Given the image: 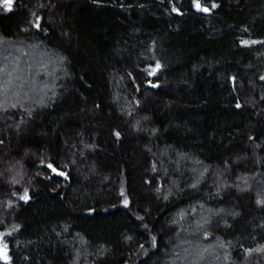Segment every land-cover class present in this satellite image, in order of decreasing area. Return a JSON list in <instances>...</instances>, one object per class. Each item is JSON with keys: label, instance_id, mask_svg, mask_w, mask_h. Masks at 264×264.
<instances>
[{"label": "trees", "instance_id": "16d2710c", "mask_svg": "<svg viewBox=\"0 0 264 264\" xmlns=\"http://www.w3.org/2000/svg\"><path fill=\"white\" fill-rule=\"evenodd\" d=\"M0 264H264V0H0Z\"/></svg>", "mask_w": 264, "mask_h": 264}, {"label": "water", "instance_id": "95a60500", "mask_svg": "<svg viewBox=\"0 0 264 264\" xmlns=\"http://www.w3.org/2000/svg\"><path fill=\"white\" fill-rule=\"evenodd\" d=\"M149 77L152 79L153 77V74H150ZM145 87H152V88H156L157 87V84H151V82L149 81L148 83H146ZM47 168L49 170H52V173L60 178H64L65 177V174L64 173H61L60 171L54 169L51 165H48Z\"/></svg>", "mask_w": 264, "mask_h": 264}, {"label": "snow or ice", "instance_id": "6c2138e0", "mask_svg": "<svg viewBox=\"0 0 264 264\" xmlns=\"http://www.w3.org/2000/svg\"><path fill=\"white\" fill-rule=\"evenodd\" d=\"M206 10V9H205Z\"/></svg>", "mask_w": 264, "mask_h": 264}]
</instances>
